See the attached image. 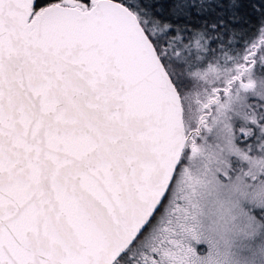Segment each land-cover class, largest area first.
Returning <instances> with one entry per match:
<instances>
[{
	"label": "snow or ice",
	"instance_id": "snow-or-ice-1",
	"mask_svg": "<svg viewBox=\"0 0 264 264\" xmlns=\"http://www.w3.org/2000/svg\"><path fill=\"white\" fill-rule=\"evenodd\" d=\"M0 264H264V0H0Z\"/></svg>",
	"mask_w": 264,
	"mask_h": 264
}]
</instances>
